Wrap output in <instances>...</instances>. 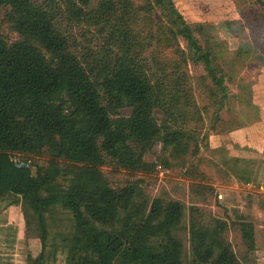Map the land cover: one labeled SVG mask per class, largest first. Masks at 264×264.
<instances>
[{"label": "trees", "instance_id": "1", "mask_svg": "<svg viewBox=\"0 0 264 264\" xmlns=\"http://www.w3.org/2000/svg\"><path fill=\"white\" fill-rule=\"evenodd\" d=\"M91 1L68 5L71 19L100 41L84 59L53 3L0 0L20 36L10 42L0 31V201L21 205L27 226L36 224L40 247L27 264L57 261L60 253L62 264H243L220 219L190 221L187 262L178 234L182 202L151 200L140 181L113 187L103 171L109 164L151 173L157 163L187 166L188 156L199 154L196 135L208 110L198 104L188 63L202 65L218 122L231 80L218 42L203 40L204 24L188 21L175 0H98L90 9ZM257 18L263 26L264 14ZM225 25L235 34L246 27L229 14ZM250 47L244 41L237 55ZM158 143L161 153L148 162ZM40 157L46 164L35 163ZM58 207L72 214L68 232H57L61 244L50 238L49 216ZM236 224L247 252L256 249L253 222Z\"/></svg>", "mask_w": 264, "mask_h": 264}, {"label": "rangeland", "instance_id": "2", "mask_svg": "<svg viewBox=\"0 0 264 264\" xmlns=\"http://www.w3.org/2000/svg\"><path fill=\"white\" fill-rule=\"evenodd\" d=\"M39 2L53 3L60 12V22L66 30L75 53L84 59L88 58L89 50L98 51L100 41L87 32L85 22L71 19L68 11L70 1L80 6V0H37ZM254 0H175L176 5L188 21L195 24H204L206 33H201L203 40L216 45V51L222 59L225 70L231 80L228 81L230 90L224 108L220 112V120L215 121L217 105L209 97L210 81L204 82L200 77L204 74L202 65L188 63V71L192 78L195 95L203 108L206 106L204 125L201 133L196 135L200 151L198 155L188 156L187 166L176 165L172 168L157 163L151 173L131 172L117 169L109 164L103 166V171L113 187H123L130 182H138L149 199L155 197L164 200H178L184 205V218L182 228L178 234L184 241L185 258L192 259L190 251L189 225L192 219L199 222L210 223L216 219L227 222L225 236L231 242L233 249L243 264H264V139L259 141L258 133L264 135V123H260L264 112L256 106L254 101L264 103V84L260 81V64L264 57V25L256 21L264 14V6L252 4ZM98 0L91 1L94 8ZM6 9L0 7V31L10 42L20 39V36L11 28L6 17ZM239 18L245 23V30L238 34L232 33L225 25L226 16ZM242 16L244 18L242 19ZM199 32V31H198ZM244 41L252 43L247 53L242 57L236 51ZM181 45L187 50L186 43ZM90 59V58H89ZM261 84H260V83ZM255 85V86H254ZM250 88L254 90L250 93ZM257 94L261 97L258 100ZM253 101V102H252ZM204 110V109H203ZM130 115L131 109L121 111ZM157 116L161 117L159 113ZM215 125V130L212 126ZM241 126V127H240ZM247 127V131L236 132L235 138L242 140L248 136L244 147L236 146L231 140L234 133L228 134L238 128ZM206 134H210L206 138ZM232 139L226 140L224 135ZM162 143L154 146L146 155L148 162H155L161 153ZM35 163L46 164L44 157L36 158ZM187 170L190 171L187 172ZM11 199L0 201V215L9 222L5 230H1L0 264H27V254L35 252L40 247L37 237L36 224L27 226L21 205L10 204ZM247 218L255 226L256 249L247 252L241 237V230L236 224L241 218ZM72 214L58 207L56 212L49 216L52 237L61 244L57 232H68ZM11 221H14L11 223ZM1 224V220H0ZM5 224V223H2ZM17 230L22 234L16 239ZM13 236V239L11 238ZM50 251L53 247H49ZM65 256V254H64ZM64 263L63 255H58L57 261L50 259L47 264ZM190 264V262H189Z\"/></svg>", "mask_w": 264, "mask_h": 264}, {"label": "crops", "instance_id": "3", "mask_svg": "<svg viewBox=\"0 0 264 264\" xmlns=\"http://www.w3.org/2000/svg\"><path fill=\"white\" fill-rule=\"evenodd\" d=\"M260 69V77H259V79H260V81H262V83L264 84V67H260L259 68ZM260 83V82H259ZM261 84V83H260ZM255 86V85H254ZM259 95L260 96H264V92H259ZM258 94H257V98H258V100L259 101H261V99H259V96ZM261 98V97H260ZM264 100V99H263ZM253 102V101H252ZM253 103H255L256 104V106H258L259 108H262V111L264 112V103H258L257 101H254ZM260 123H264V114H263V116H262V120L260 121ZM241 127V126H240ZM238 131H247V127L245 128V127H243V128H238V129H236V130H233V131H231L230 133H228V134H231V133H234V139L233 140H231L232 141V143H234L236 146H239V147H244L246 144H247V141H248V136L246 135V141L245 142H243L242 143V140H237L236 138H235V135H236V132H238ZM228 134H226V135H224V137H225V139L226 140H228V139H232V138H230L229 136H228ZM258 138H259V141L260 140H262V139H264V135L262 134V133H258V136H257ZM2 217V215H0V220H1V224H0V226H3V225H5V226H9V222H6V221H4L5 220V218H1ZM14 221H11V223H13ZM2 223H5V224H2ZM1 230H5V227H2V228H0V231ZM13 232H14V229H13ZM14 233H16V239H21L22 238V234H20V231L18 230V232H17V230L14 232ZM2 236V234H0V237ZM11 238L13 239V236H11ZM0 241H1V238H0Z\"/></svg>", "mask_w": 264, "mask_h": 264}]
</instances>
